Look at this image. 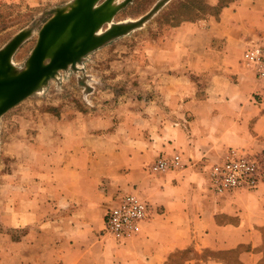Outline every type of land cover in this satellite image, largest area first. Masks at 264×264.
<instances>
[{"label": "crops", "instance_id": "0c3cea01", "mask_svg": "<svg viewBox=\"0 0 264 264\" xmlns=\"http://www.w3.org/2000/svg\"><path fill=\"white\" fill-rule=\"evenodd\" d=\"M263 42L264 0H231L152 39L151 74L121 100L112 125L67 121L29 148L33 164L3 212L0 264H264V183L215 194L205 174L229 148L264 156V100L241 60ZM175 153L181 168L149 172ZM120 190L135 192L149 216L137 235L113 239L104 221Z\"/></svg>", "mask_w": 264, "mask_h": 264}, {"label": "rangeland", "instance_id": "374dc122", "mask_svg": "<svg viewBox=\"0 0 264 264\" xmlns=\"http://www.w3.org/2000/svg\"><path fill=\"white\" fill-rule=\"evenodd\" d=\"M123 1L113 0L117 4ZM160 1L131 0L117 11L111 24L138 22ZM228 2L230 0H164L161 7L138 26L89 52L75 69L59 71L40 89L1 115L0 229L3 212L7 213L15 200L18 176L27 170V164H33L35 155L29 148L36 141L48 143L53 132L62 131L65 122L78 126L87 116L98 120L100 125H112L121 100L129 98L138 79L151 74L144 69L150 58L147 44L152 39L160 41L182 21L213 15L219 5ZM67 3L49 8L22 3L0 5V49L19 33H26L12 56L15 67H23L39 29L52 16V10L64 8ZM111 24L104 25L100 32ZM153 61L159 70L162 59L157 57ZM157 69L154 74L159 72ZM98 123L91 125L98 127Z\"/></svg>", "mask_w": 264, "mask_h": 264}, {"label": "water", "instance_id": "95a60500", "mask_svg": "<svg viewBox=\"0 0 264 264\" xmlns=\"http://www.w3.org/2000/svg\"><path fill=\"white\" fill-rule=\"evenodd\" d=\"M130 1L117 4L113 0H71L64 8L53 9L21 68L14 66L12 56L26 33H19L5 44L0 49V116L40 89L59 71L75 69L89 52L138 26L164 2L161 0L138 22L111 24L117 11ZM106 24L111 25L100 32Z\"/></svg>", "mask_w": 264, "mask_h": 264}, {"label": "built area", "instance_id": "2783aa9c", "mask_svg": "<svg viewBox=\"0 0 264 264\" xmlns=\"http://www.w3.org/2000/svg\"><path fill=\"white\" fill-rule=\"evenodd\" d=\"M241 60L254 71L260 85L256 95L264 100V42L244 50ZM181 166V157L175 153L169 157H157L148 170L152 174H161ZM205 174L208 189L215 194L253 190L264 183V156L245 149L229 148L219 160L207 165ZM148 216V205L135 192L120 190L106 211L104 233L113 239L132 237L137 235Z\"/></svg>", "mask_w": 264, "mask_h": 264}, {"label": "trees", "instance_id": "16d2710c", "mask_svg": "<svg viewBox=\"0 0 264 264\" xmlns=\"http://www.w3.org/2000/svg\"><path fill=\"white\" fill-rule=\"evenodd\" d=\"M231 1V0H230ZM219 3H220V1H219ZM229 3V2H228ZM225 5H227L226 3L225 4H221V5H219V8H221L222 6H225Z\"/></svg>", "mask_w": 264, "mask_h": 264}]
</instances>
